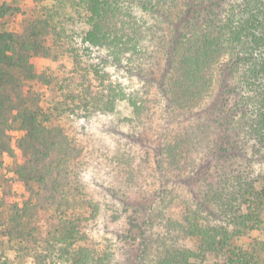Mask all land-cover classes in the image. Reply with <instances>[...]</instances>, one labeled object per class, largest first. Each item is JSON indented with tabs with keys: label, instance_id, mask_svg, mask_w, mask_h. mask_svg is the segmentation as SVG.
Masks as SVG:
<instances>
[{
	"label": "rangeland",
	"instance_id": "rangeland-1",
	"mask_svg": "<svg viewBox=\"0 0 264 264\" xmlns=\"http://www.w3.org/2000/svg\"><path fill=\"white\" fill-rule=\"evenodd\" d=\"M174 1L152 13L141 0H126L135 20L153 28L143 30L141 54H115L84 42L88 15L71 0L41 6L35 0H0V12L4 2L20 8L0 16V24L7 19V30L23 31L39 8V15L50 11L58 22L66 21L69 37L55 35L57 58L32 59L47 75L32 81L31 89L46 112L70 104L54 124L68 138L66 161L74 172L69 171V188L77 181L82 192L71 196V190L62 197L34 193L32 204L22 210V223L35 235L30 242L18 238L5 215L30 193L24 182H8L14 176L10 168L24 161L16 145L20 133L13 132L16 157L3 156L0 168V264H158L166 250L197 253L192 264H231L229 255L234 264H264V146L249 140L244 127L229 123L237 95H221L222 63H216L201 100L188 108L179 101L187 86L171 67L181 52L174 53L171 65L167 59L171 22L188 1L198 6L210 0ZM57 199L65 217L57 211ZM214 228L229 231V252L203 253ZM61 232L70 241L58 240L57 254L46 257L44 240L60 238Z\"/></svg>",
	"mask_w": 264,
	"mask_h": 264
},
{
	"label": "trees",
	"instance_id": "trees-1",
	"mask_svg": "<svg viewBox=\"0 0 264 264\" xmlns=\"http://www.w3.org/2000/svg\"><path fill=\"white\" fill-rule=\"evenodd\" d=\"M35 1L39 2L37 4L40 6L45 5V1L52 2V5L58 2ZM125 1L71 0L75 9L78 7L88 15L90 29L83 38L85 43L91 46H106L115 54L128 50H137L140 54L143 52L139 45L143 30L152 31L153 25L135 20L131 10L128 11L125 7ZM175 2L141 0V7L149 12L159 13L163 7L174 5ZM1 6L0 16L4 18L20 10L19 7L6 2ZM198 6L188 1L184 13L178 16L177 21L171 22L174 32L169 41L167 59L171 65L175 60L174 53L181 52L177 63L171 67L176 72L175 78L187 86L185 97H179V101L188 108L201 100L211 86L210 77L216 63H222L224 78L220 85L221 95H237L236 106L230 109L229 123L235 128L244 127L249 140L255 139L258 146H264V0H210ZM40 11V8L35 11L36 17L29 21L20 33L6 29L7 19L0 24L3 26V29H0V168L4 167L3 156L16 157L12 146V133L17 131L20 135L16 138V145L22 151L24 161H16L10 168L14 176L8 178V182H24L30 193V197L24 200L22 205L19 202L10 205L5 219L12 221L11 229L18 232V238L22 236L25 242H30L35 232L33 228L27 230L28 225L22 223L25 216L22 210L24 206L32 204L34 193L36 195L45 191L62 197L73 190L71 196L82 195L77 181H74L73 189L69 188L73 169L66 161L68 149H65V143L68 138L63 127L54 124L65 116L70 104L67 103L65 109L62 107L58 111L57 107H52L46 112L39 94L31 89L32 81L44 80L42 78L47 75L37 71L32 59L38 56L50 60L57 58L55 47L59 44L55 35H67L65 20L58 22L53 14L49 15L50 11L47 16L39 15ZM60 28L63 33L57 32ZM221 58H224L222 62ZM73 70L75 73L78 69ZM172 94L173 98L178 99L176 92ZM219 112H225L221 104ZM221 141L228 142V139L223 138ZM229 146H232L231 142ZM174 147L177 150L180 144L177 143ZM74 199L76 200V197ZM54 203L57 211L65 217L66 209H63L58 199ZM66 221L71 220L66 218ZM212 230V233H209L210 239L208 237L205 240L203 253L219 249H227L229 252V231H216V228ZM13 231H10L11 235L14 234ZM66 237L67 232H61L60 238L52 236L45 239L46 257L55 256L56 242L70 241L65 239ZM183 253L184 255L181 251L166 250L158 264H192V255L197 253ZM234 259L235 257L229 255L231 264H234Z\"/></svg>",
	"mask_w": 264,
	"mask_h": 264
},
{
	"label": "bare ground",
	"instance_id": "bare-ground-1",
	"mask_svg": "<svg viewBox=\"0 0 264 264\" xmlns=\"http://www.w3.org/2000/svg\"><path fill=\"white\" fill-rule=\"evenodd\" d=\"M238 21V20H237Z\"/></svg>",
	"mask_w": 264,
	"mask_h": 264
}]
</instances>
